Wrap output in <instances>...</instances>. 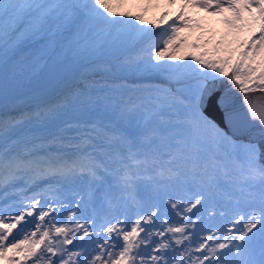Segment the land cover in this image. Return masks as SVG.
I'll use <instances>...</instances> for the list:
<instances>
[{
    "label": "snow or ice",
    "instance_id": "snow-or-ice-1",
    "mask_svg": "<svg viewBox=\"0 0 264 264\" xmlns=\"http://www.w3.org/2000/svg\"><path fill=\"white\" fill-rule=\"evenodd\" d=\"M140 2L142 11H117L128 0H0V74L24 41L36 37L54 55L83 59L129 38L145 43L162 35L161 43L142 49L146 60L125 61L122 70H172L168 87L111 99L113 112L86 123L72 155H50L41 137L19 133L31 113L0 118V200L8 188L25 189L16 203L0 206V264H264V111L249 106L259 139L238 142L202 110L210 84L220 78L246 95L264 92V58L257 63L264 53V0H179L177 12L154 19L145 14L159 3ZM194 9L223 17L234 41L221 39L212 48L207 40L190 42L200 27L191 23ZM164 58L180 63L161 64ZM78 99V93L65 95L45 115ZM120 109L121 119L141 111L142 125L121 126L114 118ZM48 139L63 141L60 134ZM145 174L159 185L194 183L198 190L145 206L136 199ZM43 178L77 189L71 199L58 190L52 197L28 195L27 181ZM104 204L112 211L101 216L95 209ZM205 219L223 224L204 228Z\"/></svg>",
    "mask_w": 264,
    "mask_h": 264
},
{
    "label": "rangeland",
    "instance_id": "rangeland-1",
    "mask_svg": "<svg viewBox=\"0 0 264 264\" xmlns=\"http://www.w3.org/2000/svg\"><path fill=\"white\" fill-rule=\"evenodd\" d=\"M157 2L159 7H150L145 14V19H154L164 11L173 13L178 11L179 0L173 5H168L167 0H153V4ZM116 10L142 11V4L140 0H128L127 4ZM189 14L192 17L191 23L200 25L192 31L190 42L203 43L207 40L210 41L207 47L212 48L221 39L226 42L234 41L232 35H227L228 29L222 22L223 17L214 16L202 9L189 10ZM185 34H188L187 30ZM197 37L200 39L197 40ZM161 42L162 35H149L145 43H137L136 39L129 38L127 43L105 50L102 55H88L83 59H65L59 54L54 55L47 42L41 41L39 37L25 40L16 60L11 65H6L3 73L0 74V118L15 117L21 112L31 113L33 119L25 125L24 129L18 130L19 133L21 135L29 133L30 137H41L40 143L44 145L45 150L51 145L50 155H72L75 138L86 123L96 120L101 112L108 114L113 112L111 99L126 100L129 97H144L148 95L147 89L169 86L168 76L172 70L164 73L122 70L125 61L146 60L148 53L142 49L147 48L149 44ZM232 46H236L235 42ZM184 51L200 53L204 49L186 48ZM262 58L264 53L257 57V63ZM160 63L178 64L180 62L164 58ZM184 63H187V60ZM180 71L181 69L177 68L174 74ZM71 93H78L79 99L58 109L54 116L45 115L48 106L54 105L63 96ZM121 110H117V115L114 117L121 126L134 130L142 125L141 111H131L121 119L118 114ZM204 115L213 121L205 113ZM53 134H60L63 137L62 143H53L49 140L48 138ZM237 139L238 142H247ZM56 146L59 149L55 148ZM107 179L112 181L111 188L115 191L117 186L114 176L110 174ZM147 179L149 176L145 174L138 181L137 190L141 192L148 190L151 193L150 198H153L159 189L164 199L167 193H174L175 197L184 196L182 184L166 182L159 185L155 180ZM65 185L66 189H77L75 184L65 183ZM191 185L195 186L196 192L198 186L194 183ZM105 188H109L108 183H105Z\"/></svg>",
    "mask_w": 264,
    "mask_h": 264
},
{
    "label": "water",
    "instance_id": "water-1",
    "mask_svg": "<svg viewBox=\"0 0 264 264\" xmlns=\"http://www.w3.org/2000/svg\"><path fill=\"white\" fill-rule=\"evenodd\" d=\"M249 106L258 113L264 111V92L257 90L245 96L230 81L221 78L210 84L202 109L227 132L246 140H258L259 126L252 120ZM261 147L264 148V143Z\"/></svg>",
    "mask_w": 264,
    "mask_h": 264
},
{
    "label": "bare ground",
    "instance_id": "bare-ground-1",
    "mask_svg": "<svg viewBox=\"0 0 264 264\" xmlns=\"http://www.w3.org/2000/svg\"><path fill=\"white\" fill-rule=\"evenodd\" d=\"M21 110V109H20ZM20 132V131H19ZM58 145V144H57ZM141 182V181H140ZM144 182V181H143ZM142 185V184H141ZM159 187V186H158ZM165 189V188H164ZM116 190H117V188H116ZM115 190V191H116ZM151 191V190H150ZM153 191V190H152ZM166 192V191H165ZM145 195H146V199L149 201V198L148 197H150L151 195V193H149V191L148 190H145L144 192H143ZM148 201H146V202H148ZM104 206L106 207V209H108V210H110V208L108 207V205H106V204H104ZM206 213H204V215H205ZM216 222H218L217 220H216ZM218 224H220L219 222H218Z\"/></svg>",
    "mask_w": 264,
    "mask_h": 264
}]
</instances>
